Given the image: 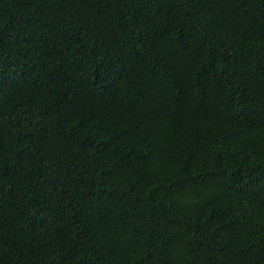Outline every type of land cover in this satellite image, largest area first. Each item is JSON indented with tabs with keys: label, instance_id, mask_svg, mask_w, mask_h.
Segmentation results:
<instances>
[{
	"label": "trees",
	"instance_id": "1",
	"mask_svg": "<svg viewBox=\"0 0 264 264\" xmlns=\"http://www.w3.org/2000/svg\"><path fill=\"white\" fill-rule=\"evenodd\" d=\"M0 264H264V0H0Z\"/></svg>",
	"mask_w": 264,
	"mask_h": 264
}]
</instances>
